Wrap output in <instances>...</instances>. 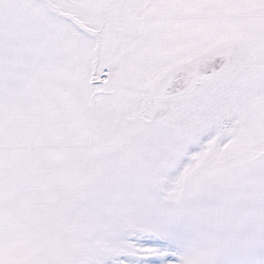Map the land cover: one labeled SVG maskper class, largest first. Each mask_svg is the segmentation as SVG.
Instances as JSON below:
<instances>
[{
    "label": "snow or ice",
    "instance_id": "snow-or-ice-1",
    "mask_svg": "<svg viewBox=\"0 0 264 264\" xmlns=\"http://www.w3.org/2000/svg\"><path fill=\"white\" fill-rule=\"evenodd\" d=\"M0 264H264V0H0Z\"/></svg>",
    "mask_w": 264,
    "mask_h": 264
}]
</instances>
